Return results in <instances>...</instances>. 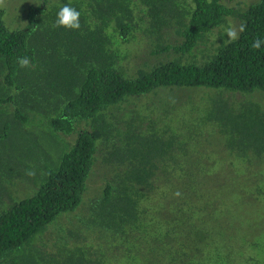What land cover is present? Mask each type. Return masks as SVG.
<instances>
[{"label": "trees", "instance_id": "16d2710c", "mask_svg": "<svg viewBox=\"0 0 264 264\" xmlns=\"http://www.w3.org/2000/svg\"><path fill=\"white\" fill-rule=\"evenodd\" d=\"M64 5L80 11L78 31L55 26ZM21 26L0 11V264H221L200 195L161 193L159 167L183 168L181 140L138 98L201 92L206 119L189 122L186 145L220 130L243 162L252 151L264 163V0H38ZM141 39L133 60L126 46ZM209 90L223 98L207 106ZM100 161L112 170L101 180ZM253 194L264 199V175ZM84 205L104 238L94 220L70 228Z\"/></svg>", "mask_w": 264, "mask_h": 264}, {"label": "rangeland", "instance_id": "374dc122", "mask_svg": "<svg viewBox=\"0 0 264 264\" xmlns=\"http://www.w3.org/2000/svg\"><path fill=\"white\" fill-rule=\"evenodd\" d=\"M35 1L38 0H2L0 11L4 13L7 24L17 29L22 27L23 20L26 23L31 4ZM242 1L248 4L252 2V0ZM126 49L134 60L133 57H140L148 46L146 41L141 39V42L126 46ZM200 93L198 91L174 93L164 89L157 97L147 95V97L138 98L141 113L144 116L148 114L154 116L150 124L157 123L158 127H170L172 124L181 140L176 145L174 155L183 168H167L166 165L164 168L159 167L161 170L159 172L161 183L159 184L160 187L165 188L161 193L174 197L184 194L186 203L190 201L188 195L192 196L194 193L200 195V205L203 210L200 217L204 224L207 215L211 216L209 223L205 224L206 229H210L208 240L210 244L207 245V249L217 259V263L264 264V199H257L253 194L256 185L260 184L263 178L264 163H256L255 161L258 160L255 159L257 157L252 151H249V161L243 162L236 154L235 148L230 145L228 137L221 134L220 130L206 129L207 132L203 137H199L191 145H186L190 132L189 122H194L203 116L195 112L193 103L196 101L192 100L200 96ZM206 96L209 98L207 106L213 99L223 98L216 91H210ZM256 101L264 104V96L258 95ZM221 103L225 104L224 101ZM203 104V101L200 102V107ZM146 108H149V111L143 113ZM171 117L172 119H169ZM203 117L206 119L205 114ZM111 147H116V144ZM98 168L100 180L112 172L103 161H100ZM174 174L180 178L185 176L186 179L180 180ZM194 178L198 180V185H195ZM29 183L30 180L27 179L22 184L28 185ZM100 193L96 189L89 191V195L86 193V199L89 200L91 196L98 197ZM215 203L219 204L213 212L210 204ZM83 219L94 220L90 228L91 235H103L102 219L93 218L89 213V207L85 205L78 211L70 228L77 229L80 226L79 220ZM179 219L181 222L188 221V217L184 214ZM104 237L105 233L102 238Z\"/></svg>", "mask_w": 264, "mask_h": 264}, {"label": "clouds", "instance_id": "9594fccd", "mask_svg": "<svg viewBox=\"0 0 264 264\" xmlns=\"http://www.w3.org/2000/svg\"><path fill=\"white\" fill-rule=\"evenodd\" d=\"M2 2V0H0ZM80 16L81 13L75 7L70 5H64L57 12V18L55 21L56 27H64L68 30L78 31L81 28L80 24ZM245 31L244 25H240L239 32ZM239 32L236 28L232 27L227 30V35L230 41H236L239 39ZM262 41L260 39H256L253 41L251 47L259 50L261 47ZM18 64L21 68H31L32 62L31 60L25 56L18 59Z\"/></svg>", "mask_w": 264, "mask_h": 264}]
</instances>
